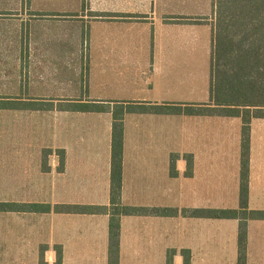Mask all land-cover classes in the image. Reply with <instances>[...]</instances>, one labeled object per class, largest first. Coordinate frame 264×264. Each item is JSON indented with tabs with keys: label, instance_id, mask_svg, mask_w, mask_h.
<instances>
[{
	"label": "crops",
	"instance_id": "1",
	"mask_svg": "<svg viewBox=\"0 0 264 264\" xmlns=\"http://www.w3.org/2000/svg\"><path fill=\"white\" fill-rule=\"evenodd\" d=\"M39 1L26 0L25 9L85 13L81 0ZM82 7L97 26L82 52L72 38L32 34L11 42V51L0 45V64L14 74L11 100L0 103V203L13 204L0 210V264H238L240 220L195 213H264V118L251 117L243 155L241 115L207 110L254 111L226 96L264 102V57L214 54L213 0H83ZM80 82L86 100L56 93ZM92 102L103 110L81 111ZM160 105L174 112H137ZM117 117L121 186L112 201ZM246 235V264H264V217H249Z\"/></svg>",
	"mask_w": 264,
	"mask_h": 264
},
{
	"label": "trees",
	"instance_id": "2",
	"mask_svg": "<svg viewBox=\"0 0 264 264\" xmlns=\"http://www.w3.org/2000/svg\"><path fill=\"white\" fill-rule=\"evenodd\" d=\"M216 4L217 23L213 34L214 54L222 57H249L253 61H258L264 57V0H213ZM254 64H252L253 68ZM255 102H246L244 104L234 103L237 106L253 107L254 111L249 108L242 113L239 109L231 108H209V114L222 115H241L243 119V155L247 153L249 121L251 117L264 118V109L262 96H253ZM222 100V99H221ZM7 104L8 101H4ZM217 102L218 99H217ZM81 111H96L103 110V106L99 103L81 104ZM169 106H153L152 108H140L139 113H173ZM121 117L115 118L113 124V149H112V173H111V200L114 201L120 194L121 186ZM244 165V164H243ZM246 173L243 172V178ZM244 180V179H243ZM246 193L245 185L241 186V197ZM13 204L0 203V210L11 211ZM23 209L31 210L34 205H23ZM122 211L127 214H137L144 212L141 208H123ZM149 212L155 214H164L163 209H151ZM195 212H192L194 214ZM197 216L214 218V219H239L238 228V264H246V220L249 217L263 218V212H251L246 210L237 211L229 209H206L196 211ZM111 220L110 224V239L111 243H116L117 240V222L114 224ZM58 263V260H57Z\"/></svg>",
	"mask_w": 264,
	"mask_h": 264
},
{
	"label": "rangeland",
	"instance_id": "3",
	"mask_svg": "<svg viewBox=\"0 0 264 264\" xmlns=\"http://www.w3.org/2000/svg\"><path fill=\"white\" fill-rule=\"evenodd\" d=\"M55 0H41V4L54 3ZM83 0H81V13L85 12L81 16H63V15H40L36 14L35 11L30 12L29 9H25L26 0H0V45L6 46L5 52L11 51V42L22 43L29 37L36 35L38 36H49V38L67 39L72 38L74 41H79L80 50L87 49V43L95 24L91 21L90 14L82 7ZM45 6V5H44ZM85 10V11H84ZM80 12V11H79ZM216 29L217 13L211 16ZM94 24V25H93ZM100 26L98 27V31ZM46 38V37H45ZM3 48H0L2 50ZM85 54L81 55V62L84 59ZM85 62V61H83ZM63 66V65H62ZM11 68V64H0V103H5L6 99L11 100V75L7 69ZM75 73L72 74V78ZM22 77L17 75V77ZM52 84V83H51ZM217 93L219 92V86L216 88ZM56 93H59V97H67L70 95L74 100L82 101L89 98V93L86 87L80 82L79 86L74 90L71 87L65 85L60 89H57ZM54 96V95H50ZM224 100L233 103L244 104L246 102H255V98L252 96H226ZM253 135L257 137L256 131H252Z\"/></svg>",
	"mask_w": 264,
	"mask_h": 264
}]
</instances>
